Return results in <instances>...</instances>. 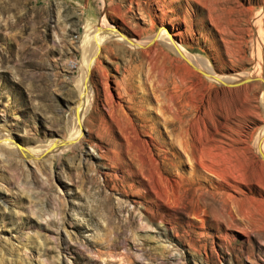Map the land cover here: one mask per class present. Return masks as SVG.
<instances>
[{
	"label": "rangeland",
	"instance_id": "374dc122",
	"mask_svg": "<svg viewBox=\"0 0 264 264\" xmlns=\"http://www.w3.org/2000/svg\"><path fill=\"white\" fill-rule=\"evenodd\" d=\"M163 30L264 74V0H0V264H264V86Z\"/></svg>",
	"mask_w": 264,
	"mask_h": 264
},
{
	"label": "bare ground",
	"instance_id": "6f19581e",
	"mask_svg": "<svg viewBox=\"0 0 264 264\" xmlns=\"http://www.w3.org/2000/svg\"><path fill=\"white\" fill-rule=\"evenodd\" d=\"M111 36H120V38H118V39L132 42L131 40L126 38L124 35L118 33L116 31V29H114V28L113 29H105L104 28L103 32H98L96 34V36H95L96 43L94 44V47L91 46L93 48L92 51H94V54L89 59L88 64L86 65L85 70H84V83H83V87L81 89L80 106H79L77 115H76L72 125L69 128L70 129V139L67 142L65 141L66 142L65 146H62L64 148H66V149H70V147L71 148L74 147L75 144L81 138L80 133H81V129H82V121H83V118H84L85 114L87 113V111L89 110L90 106L92 105V92H91L92 88L90 86L91 68H92V66H93V64L95 62L96 55H97V53L100 50L102 42L105 41L109 37L111 38ZM157 40L162 41L163 44H165L167 47H169L171 50H173L181 58V60L185 64V66H187L185 68H187V69L189 68V71H190V69H192L194 71H197L201 75L206 76L209 80L218 81V82H222V83H227L228 84V83H239L242 80L252 81V79H253L254 81L261 82L263 84V86H264V74L259 76V72H258V76H255V74H254V76L251 75V74H248V75H246L245 78L241 77L240 80L239 79H231V78H223V77H221L220 75H218L215 72L213 67L210 66L209 62L206 59L201 58V57H193V56L189 55L188 52H186L185 49L182 48V46L180 45V43L177 40V37L174 34H172L170 31H168V30H163L162 32L157 34L155 37H152L151 40H149V41H147L145 43L144 42L143 43H141V42L139 43L138 41H135V40H133V41H134L135 44H137L138 48L139 47L140 48H145V47H148V46L154 44ZM240 76L237 75L236 77H240ZM242 78H244V79H242ZM174 118H176V117H174ZM182 120H183V118L180 119L181 123H182ZM255 145L257 147V150H258V153H259V156H260L261 160L264 162V127H263L262 131L259 133ZM57 147L61 148V145H59ZM13 148H15V150L19 154L24 152L25 155H26L28 153L27 150L21 148L16 143L14 144L13 141H10L8 139H3L0 136V149H3V150L6 151V150H11ZM55 149H57V148H54L53 150H55ZM53 150H49V151H53ZM29 156L31 157L32 160H34L36 158V156L31 155V154Z\"/></svg>",
	"mask_w": 264,
	"mask_h": 264
}]
</instances>
